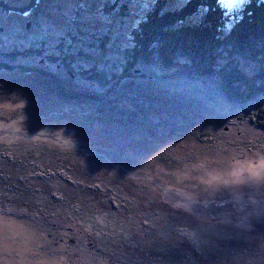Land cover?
<instances>
[{
    "label": "trees",
    "instance_id": "16d2710c",
    "mask_svg": "<svg viewBox=\"0 0 264 264\" xmlns=\"http://www.w3.org/2000/svg\"><path fill=\"white\" fill-rule=\"evenodd\" d=\"M38 1L18 8L0 0V11L20 16L32 12L33 18L23 28L29 30L39 18ZM76 1L64 0L61 7L55 6L58 19L52 20L54 24L58 21L56 29L39 25L41 33L30 47L4 49L0 44V72L40 76L41 70L35 67L8 63L21 56L32 61L41 57L103 90L82 97L72 93V86L65 88L51 73L41 71L59 103L40 112L27 90L0 85V108L12 112L5 118L0 110V124H13V134L16 125L19 132L24 131L22 126L36 125L34 132L16 139L14 135L0 136V211L27 223V232L37 236L33 244L46 250L50 264L63 263L61 257L52 255L57 241L67 246L66 258L70 247L81 253L93 248L97 256H111L118 245L125 248L121 254L130 264H135L132 253L144 257L139 264H221L223 256L233 261L245 259L248 253L252 256L256 251L246 232L253 228L241 229L237 219L205 212L203 207L205 203L238 201V194L245 191L237 186L244 183L255 187L247 190L251 194L264 189V104H259L264 100V0H229L227 15L218 0ZM85 9L89 18L97 19L94 23L84 17ZM133 10L138 11L137 17ZM78 17L84 24H79ZM99 20L106 22V29ZM113 37H121L123 42L115 57ZM96 51L99 58L88 70L71 60ZM224 56L252 64L254 72L247 75L238 64L220 65ZM156 62L166 68L189 69L185 79L174 73L176 83L201 79L202 84L183 83L187 88L175 91L173 101L166 99L172 109L190 111L188 121L184 117L176 124L174 117L167 120L157 111L144 114V107L157 106L156 98L150 105L142 97L150 99L148 93L153 89L149 82L160 80L151 73ZM208 89L213 91L219 111L198 101L200 91ZM3 96L10 101L3 102ZM223 108L233 113L223 114ZM53 122L60 123L57 130ZM67 126H73L70 133H61ZM97 127L103 130L99 139H105L107 149L97 150L87 143L98 137L93 135ZM47 130L46 134L55 132L56 137L41 135ZM140 139L147 141L145 148L152 146L153 139L163 142L144 152L136 145ZM113 143L124 144L127 150L116 149ZM237 149L253 158L260 171L220 167L214 155ZM82 156L95 161L100 172L96 174L94 166L84 161L81 166ZM244 171L252 173L244 176ZM162 174L172 177L160 180ZM128 177L141 183H130ZM150 184L160 189L193 186L208 200L184 196L179 206L171 205L162 200L160 192L149 189ZM171 208L180 216L170 213ZM189 210L197 212L200 220ZM58 232L64 237L58 239ZM88 238L99 244L82 247ZM26 241L19 246L32 247Z\"/></svg>",
    "mask_w": 264,
    "mask_h": 264
},
{
    "label": "rangeland",
    "instance_id": "374dc122",
    "mask_svg": "<svg viewBox=\"0 0 264 264\" xmlns=\"http://www.w3.org/2000/svg\"><path fill=\"white\" fill-rule=\"evenodd\" d=\"M30 1L31 0H5L4 3L10 6H13V7L20 8V7L28 6L30 4ZM71 1L73 2V0ZM38 2L39 4L37 5L38 6L37 11H38L39 18L38 16L36 17V20H38L36 21L37 24L35 26L30 25L29 30H26L23 28H25V25L30 23V19L33 18L32 12L30 14L28 13L24 16H20L14 13L5 14L0 11V44L3 46L4 49L5 48L13 49L16 47H20V48L30 47L32 45L30 44V42H32L33 40H38L37 37L41 33L42 27L45 29L46 25H49L51 26L52 29H56L55 26H57L58 21H56V23L54 24L52 19L55 17L56 19H58L56 8L61 7L64 4V0L63 1L61 0H40ZM75 3H78V0ZM132 15L134 17H137L138 11L133 10ZM84 17L86 19L91 17L87 9H85ZM77 20L80 25L84 24V23H81L83 21H80V17H78ZM89 20L90 21L88 23L91 24V23H94V21L97 19L89 18ZM101 24H102V27L106 29V22L103 21L101 22ZM39 25H41L40 26L41 28H38ZM114 31L117 32V30H114ZM44 35H45V32L41 34V39L44 38ZM125 40L128 41V38L126 37ZM112 42H113L112 45L116 43L115 48L112 49L113 57H115L116 55L119 54V51L123 46V42H122L121 37L120 38L113 37ZM77 49H80L79 45H77ZM97 52L98 51H96L95 53L89 52V53H84L83 55H75V56H72L71 60H73V63L75 64H78V65L81 64L83 67H86L85 70H88L91 68V64H93V62L99 58ZM0 61L2 60L0 59ZM183 62L185 61L183 59H180V63H183ZM102 63L103 61L101 60L100 65ZM231 63L238 64L241 68H243L244 73L247 75H250L251 73L254 72L255 67L252 64L250 63L248 64L239 58H232V57L224 56L219 61L220 65H223V64L226 65V64H231ZM8 64H12V65L22 64L25 66L29 65L31 67H35L38 70L44 71V74L49 72L53 76H55L60 82H62L65 88L69 85L72 86L71 87L73 90L72 93H78L82 97L90 95L92 93L98 94V93L103 92V90L99 91L97 88H95V86L93 87L90 84L91 82L78 80L75 76H71L68 72H66L63 67H59L56 64L52 65L44 61V59H42L41 57L37 58V60L35 61H32V60L25 59L23 56H21V57H17L15 61L10 62ZM153 64L154 66L151 67V73L153 75L158 76L160 80L156 82L154 81L149 82V85L152 86V89H153L152 91H150V93H148V96H152L150 99L146 98L143 95L142 97L143 99L146 100V104H150V105H152L153 98H156L157 101L155 102V104L157 106L154 107L152 105L150 106V108L144 107L143 108L144 114L148 116L151 113H154V111H157L159 113L165 114V117L167 120H170V118L174 117L173 122H175L176 124L180 120L184 119V117L188 121V116H189L190 111L183 112L184 110L172 109L171 108L172 106H170L169 102L166 103V99L169 98L173 101L175 99V94H176L175 91L183 87L184 86L183 83L193 84V83L199 82V84H202L201 79L198 78L195 80H188L187 82L176 83L174 80H172V78H176V74H181L182 77L185 79L187 77L186 75L189 73V69H183L181 68L180 65H179L180 68L178 70L173 69L171 67L166 68L165 66L161 64V62H156ZM41 71H40V76L34 75L36 77L25 76V75H22L19 73L16 74L13 72L12 73L0 72V85L10 86V87L20 86L21 89L27 90L28 95L30 93L31 95H33V98L29 99L33 102V107L37 111L42 112L44 108H49V107L52 108L56 106L55 104L59 103L58 101L59 99L57 95L54 94L55 92L52 93L50 90H48L50 86L45 84L47 82L45 80L46 77L44 74L41 73ZM183 88H187V87H183ZM189 88L191 87L189 86ZM218 88L219 87H217L216 89L215 88H212V89L217 90ZM212 92L213 91L211 89H208V92L203 91V90L202 92L200 91L201 99L198 101L200 103L203 102L208 106L214 105L216 106L214 107L215 110L218 107V111H219L220 107L215 101V99H213ZM2 100L3 102L10 101L6 96H3ZM259 104L262 106L264 104V100L260 101ZM88 106L90 107L91 105H88ZM0 110L5 115V118L11 116L12 114V112L4 110L3 108H0ZM222 113L230 115L233 113V111L229 108H223ZM213 120H216V118H212V121ZM54 124L56 126L55 130H57L58 127L60 126V123L58 124L56 122H53V126ZM13 126H14L13 124L9 126H2V124H0V136L5 135V134L14 135V138L16 139L19 136H24V133L28 134L29 132L31 133L34 132L36 128V125L26 126V127L22 126L24 131L19 132L20 130L17 129L19 126L16 125L14 134H13L12 133L13 130L11 128ZM71 127L73 126H67L63 131H61V133H65L64 131H67V133L65 134H69L70 132H68V130ZM102 131L103 130H101V128L97 127V130L93 135L98 136V137L93 139L94 142L91 141V138H89L87 141V143H89L92 147H96L97 150H102L103 148L107 149V147L104 146L105 139H99V136H100L99 132H102ZM47 132L48 130L44 131L41 135H44L45 137L49 139H54L56 137L55 134L57 133L52 132L50 134H46ZM154 132H156V130H154ZM255 134L259 136L257 132H255ZM256 140L257 139L253 140V142ZM142 141H145V139L138 140L136 145H137V148H144L143 149L144 152H150L152 150H155L157 145L163 142V141H157L153 139L152 146L145 148V146L147 145V141L146 143H143ZM113 145L115 146L116 149H120L122 151L127 150V147H125L124 144L118 145V144L113 143ZM128 145L130 146V144ZM255 154H259V153H255ZM214 158H216V160H218L221 163L220 167H225V168L252 167L253 172L260 171V169H258V166L254 165V163L248 165V167L247 165H244L243 167H240L237 165L238 162L244 158V153L241 149H237V151L235 150L231 154L228 153L227 151L221 154H215ZM83 161L85 162V164H87V166H94V169H96L95 171L96 174L100 172L99 166H96L97 163L95 161L90 160V159L88 160V158L82 156L80 160L81 166L84 163ZM181 166L182 164L178 163V167H181ZM171 167H174V166L172 165ZM174 168H177V167H174ZM8 172H9L8 169H5V173H8ZM251 173L252 172L244 171V176L246 174H251ZM149 177L154 179L155 175L149 174ZM165 177L171 178L172 175L162 174L160 176V180ZM144 178L149 179L147 176H144ZM127 179L131 180L130 183H133V180L136 181L137 184L141 183L139 180L138 182L137 180L131 177H128ZM3 183L5 184L6 182H3ZM148 188L154 191V193L160 192V196L162 200L171 205L179 206L180 204L177 203V201H172L170 199H176V198L184 197V196H189L190 199L192 200H194L193 196H199L201 197L202 200H208L206 196L196 193L197 188L193 186H186V185L180 184L178 188L167 186V187L160 189L158 186H154L150 184ZM237 188L239 190L245 191V192L238 194V197H237L238 205H234L232 207L224 206L226 207L225 210L214 209L208 212L214 215H218V216L223 215V217L225 218L237 219L236 221H238V225L240 226L241 229L243 227L246 229H248V227H252L253 229L248 230L246 233H249V235L247 236L250 238V239L248 238V240L250 242L251 249H254L256 252H254L252 256H248L249 254L248 253L246 258L242 260L234 259L233 261V258H229L230 256H223L221 258L219 257L220 258L219 260L221 261V264H232V263L233 264H251L250 260L254 261L253 264H264V247H263L264 246V189L259 188V193H255L256 191H258V190H255L251 194L247 190L255 189V187L250 183H244V185H238ZM11 204L13 206L12 202ZM190 212L193 213V217L196 220H200V216L197 212H193V211H190ZM170 213H176L178 216H180V214H178L172 208L170 209ZM207 219L213 220L214 218L209 217ZM26 224L27 223H25L24 224L25 226H24L21 219L14 218V216L9 215L7 212H4L3 209H1L0 211V264H50V262H48V259L46 258V254L44 253V251L46 250L41 248L37 244L35 245L33 244L34 238H37V236H35L34 234L32 235V233L27 232ZM257 225L260 227H263V229H259L261 232L258 230ZM57 236H58V239L63 238L64 233L58 232ZM124 236L132 237L129 233H124ZM23 239H27L26 245L29 242L30 246L32 245V247H36V248H32L29 246L25 247L24 244H22V246H19L21 245L19 244V242L22 243ZM57 242H58V246L56 247V249H54V251L52 249V255L53 257H56V256L61 257L63 259V263H60V260H58V262L53 263V264H86L85 262H88V264H130L128 261L129 259L121 254V250L125 248L123 247L119 248L118 245L117 247H114L113 254L111 256H106L105 254L104 255L102 254L101 256H97L92 251L93 250L92 245H97L99 244V242L98 240L94 242L91 238H88L87 240L82 242V247H91L92 249L86 248L84 250V253H81L75 247H70L69 253L67 255L68 258H66L65 252H66L67 246H65V244L61 241H57ZM123 243L128 244L127 242H123ZM253 247H258L259 251ZM49 255L51 256V254ZM132 259L134 260L135 264H139L140 262L144 261V257L139 253L137 254L132 253ZM230 259L233 261L232 263L229 262Z\"/></svg>",
    "mask_w": 264,
    "mask_h": 264
},
{
    "label": "clouds",
    "instance_id": "9594fccd",
    "mask_svg": "<svg viewBox=\"0 0 264 264\" xmlns=\"http://www.w3.org/2000/svg\"><path fill=\"white\" fill-rule=\"evenodd\" d=\"M251 176V175H250ZM184 199V197H179V198H176V199H170V200H172V201H177V203H181V201ZM222 203H225V205H223V207L224 206H227V207H232V206H234L233 205V199H231V200H226V201H223ZM206 204H210V203H205V205H204V207L206 206ZM236 205H238V203H236ZM203 207V208H204ZM219 207H209V208H206V209H204L205 210V212H208V211H210V210H214V209H218ZM226 208V207H225ZM225 208H223V210H225Z\"/></svg>",
    "mask_w": 264,
    "mask_h": 264
},
{
    "label": "flooded vegetation",
    "instance_id": "af4514ba",
    "mask_svg": "<svg viewBox=\"0 0 264 264\" xmlns=\"http://www.w3.org/2000/svg\"><path fill=\"white\" fill-rule=\"evenodd\" d=\"M252 163H254V159L253 158H249V157H247V156H244V158L243 159H241L239 162H238V166H240V167H243L244 165H247V167H248V165H250V164H252ZM254 165H257L256 163H254ZM258 166V165H257ZM259 167V166H258ZM261 173V172H260ZM248 177H250V175L248 176Z\"/></svg>",
    "mask_w": 264,
    "mask_h": 264
},
{
    "label": "water",
    "instance_id": "95a60500",
    "mask_svg": "<svg viewBox=\"0 0 264 264\" xmlns=\"http://www.w3.org/2000/svg\"><path fill=\"white\" fill-rule=\"evenodd\" d=\"M236 203H238V201L236 199H233V205H236ZM223 205H225V203L222 202H218V203H210V204H206V206L203 209L209 208V207H219V210H223V208L221 209V207H223Z\"/></svg>",
    "mask_w": 264,
    "mask_h": 264
},
{
    "label": "snow or ice",
    "instance_id": "6c2138e0",
    "mask_svg": "<svg viewBox=\"0 0 264 264\" xmlns=\"http://www.w3.org/2000/svg\"><path fill=\"white\" fill-rule=\"evenodd\" d=\"M218 3L220 4V6L225 10V14H228V3L229 0H218Z\"/></svg>",
    "mask_w": 264,
    "mask_h": 264
},
{
    "label": "bare ground",
    "instance_id": "6f19581e",
    "mask_svg": "<svg viewBox=\"0 0 264 264\" xmlns=\"http://www.w3.org/2000/svg\"><path fill=\"white\" fill-rule=\"evenodd\" d=\"M262 30V29H261ZM227 207V206H226ZM225 208V207H224ZM221 209H222V207H221Z\"/></svg>",
    "mask_w": 264,
    "mask_h": 264
}]
</instances>
